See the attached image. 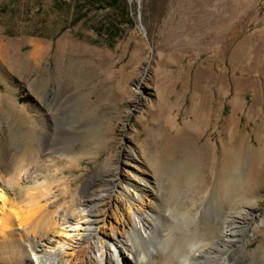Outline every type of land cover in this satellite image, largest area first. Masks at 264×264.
I'll use <instances>...</instances> for the list:
<instances>
[{
  "label": "rangeland",
  "instance_id": "1",
  "mask_svg": "<svg viewBox=\"0 0 264 264\" xmlns=\"http://www.w3.org/2000/svg\"><path fill=\"white\" fill-rule=\"evenodd\" d=\"M0 160L56 185L75 220L84 187L113 176V196L150 184L202 207L180 236L239 217L243 242L215 264H264V0H0ZM10 232L0 264L25 249L36 263ZM91 242L92 260L116 258Z\"/></svg>",
  "mask_w": 264,
  "mask_h": 264
},
{
  "label": "bare ground",
  "instance_id": "2",
  "mask_svg": "<svg viewBox=\"0 0 264 264\" xmlns=\"http://www.w3.org/2000/svg\"><path fill=\"white\" fill-rule=\"evenodd\" d=\"M82 50L87 51L86 48ZM71 51H74V46L69 43L60 42L55 46V53L67 54ZM89 52L92 53L91 50ZM39 54L35 46L29 53L30 60L27 58L30 63L28 67L31 68L28 70L37 71L34 66ZM10 61L11 70L16 71V61L13 57ZM8 162L0 160V192L12 197L3 201L4 197L0 193V235L5 236L6 232L14 230L15 234L10 232L11 241L19 246L20 240L27 241L26 245L34 254L36 263L30 260L25 249L19 251V258L13 256L12 261L1 257L2 261H7L6 264H25L26 261L29 264H215L224 260L228 256L227 251L238 246L245 238L246 229L242 228L241 218L235 216L215 218L212 223L199 222L197 228L190 230V237L185 231L180 236L174 227L187 219L189 229L195 217L201 215L202 207H194L193 202L187 207L179 201L175 192L162 195L150 184L135 185L132 190L121 188L123 193L113 196L112 188L120 180L117 176L107 179L106 183L90 182L84 187L77 200L84 208V214L79 218L75 216V220L61 213L62 198L56 185L50 184L48 179L34 181L24 175L25 171L22 172L19 165ZM133 202L138 203V206ZM112 207L114 220L122 219L121 228L107 222ZM72 218L75 221H71ZM68 223L71 225L66 226ZM67 228H71L74 233L67 231ZM95 237L100 238L103 248L108 250L114 247L116 258L106 251L100 255L101 263L92 260L91 256L97 247L91 240ZM154 238L156 247L149 250L146 247L147 240L152 241ZM37 240L48 247L38 251ZM57 257L62 261L57 260ZM226 264L239 263L231 258Z\"/></svg>",
  "mask_w": 264,
  "mask_h": 264
}]
</instances>
